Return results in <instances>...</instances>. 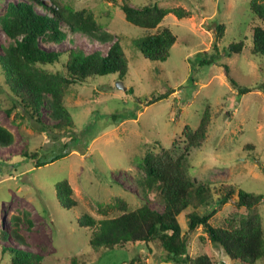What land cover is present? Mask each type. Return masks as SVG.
<instances>
[{
  "label": "rangeland",
  "instance_id": "rangeland-1",
  "mask_svg": "<svg viewBox=\"0 0 264 264\" xmlns=\"http://www.w3.org/2000/svg\"><path fill=\"white\" fill-rule=\"evenodd\" d=\"M16 1L20 0H0V16L9 2ZM44 1L53 5L51 0ZM59 1L75 10H90L102 32L119 40L127 59L125 80L119 81L117 74L95 76L71 88L67 106L78 134L73 150L37 168L21 161L19 171H12L10 164L21 160L23 152L51 154L60 143L18 116L19 109L12 108L0 75V125L14 136L11 145L0 147V230L13 229L12 217L17 215L21 217L17 229L25 240V245H19L13 239H1L0 250L1 246H19L44 256V264H71L73 257L77 264H173L156 243L150 244L151 250L140 244L94 250L89 245L91 228L80 227L78 219L84 212L105 217L98 207L116 197L131 209L146 202L162 211L155 193L141 190L139 166L146 151L168 148L184 125L195 128L206 107L211 123L205 141L186 159L188 175L212 190L222 191L221 186L228 185L264 197V56H253L250 51L253 27L264 24L251 14L249 0H157L165 8L182 7L191 15L179 19L169 13L164 17L161 25L169 27L177 39L165 61H150L139 48L147 30L126 21L119 4L124 1L139 7L155 0ZM220 24L224 32L218 38L215 28ZM239 40L244 42L242 51L230 53L228 45ZM9 42L0 26V46ZM110 45L75 33L59 44L42 46L60 52L81 48L105 54ZM213 55L214 63L200 65L202 58ZM224 66L248 92L239 95ZM172 91L148 104L158 94ZM40 114L44 124L52 123L45 108ZM63 179H68L79 204L71 209L63 208L56 197L55 185ZM235 198L236 193L231 201L220 206L211 203L198 212L207 214L215 209L210 222L220 226L228 215L246 212L235 207ZM191 210L177 217L183 232L188 230L187 213ZM256 211L264 232V202ZM119 213L116 210L108 215ZM188 243L191 256L207 253L217 264H240L212 244L201 227L188 234ZM1 257L0 251V264H8V256ZM255 264H264V255Z\"/></svg>",
  "mask_w": 264,
  "mask_h": 264
},
{
  "label": "trees",
  "instance_id": "trees-1",
  "mask_svg": "<svg viewBox=\"0 0 264 264\" xmlns=\"http://www.w3.org/2000/svg\"><path fill=\"white\" fill-rule=\"evenodd\" d=\"M20 0L9 2L0 16V26L9 37L8 45L0 46V75L12 101V108L19 109L18 116L30 123L35 130L44 132L49 138L60 143L51 154L23 152L21 160L10 164L12 171H19L21 161L34 167L45 166L66 157L74 148L78 139L75 124L68 111L67 95L71 88L84 84L89 78L117 74L118 80H125L127 59L119 40L109 32H102L100 23L90 10H75L70 4L51 0ZM38 8H40L38 10ZM126 21L145 29L146 34L139 40V48L150 61H165L176 42L177 36L172 30L161 25L164 17L173 13L177 18H188L189 10L182 7L165 8L155 0L132 7L126 2L119 4ZM251 14L264 24V2L249 0ZM216 37L221 38L224 25L216 28ZM79 33L101 44L111 43L107 52L99 50L85 52L81 48L67 51H54L45 48L43 43L59 44L69 34ZM244 42L228 45L230 53H240ZM253 56H264V26L256 25L252 29ZM205 54V52H202ZM202 54H199L202 55ZM215 55L201 59L200 65L214 63ZM229 83L239 95L248 92L247 87L229 76ZM162 93L148 102L153 103L169 96ZM45 108L51 124L40 119L41 109ZM10 112V109L7 110ZM211 123L209 108L202 112L198 125L193 128L184 125L181 134L168 148L156 152L146 151L139 169L142 172L138 184L142 191H151L162 202V211L152 209L146 202L131 209L122 198L116 197L112 203L98 207L105 217L97 218L86 212L78 219L80 227L91 228L89 245L94 250L123 248L127 244L144 245L148 250L151 243L166 253L173 264H217L207 254L191 256L189 254L188 234L201 227L206 238L219 246L230 260L240 264H255L264 255V232L262 220L256 207L264 202L263 195L252 194L244 190L222 185V191L212 190L206 183L198 182L187 173L186 159L191 150L200 147L207 136ZM14 141L10 130L0 125V147H7ZM3 160H0V166ZM56 197L65 209L78 206L68 179L56 183ZM236 198L233 202L237 209L245 213L228 215L220 226L210 222L215 209L210 213H199L198 209L211 203L218 206ZM216 195L215 198H213ZM188 230L183 232L177 217L186 209ZM120 211L109 216V213ZM15 227L9 231L0 230V240H15L25 245L23 236L17 229L21 217H12ZM30 224V220L26 219ZM1 258L8 256V264H44L45 258L37 252L19 246H1ZM71 264H77L73 257Z\"/></svg>",
  "mask_w": 264,
  "mask_h": 264
}]
</instances>
